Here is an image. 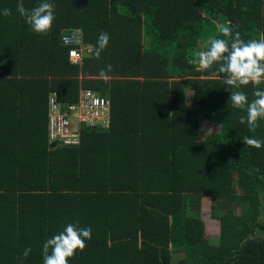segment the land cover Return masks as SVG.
Instances as JSON below:
<instances>
[{"label":"trees","instance_id":"16d2710c","mask_svg":"<svg viewBox=\"0 0 264 264\" xmlns=\"http://www.w3.org/2000/svg\"><path fill=\"white\" fill-rule=\"evenodd\" d=\"M49 2L55 20L37 34L18 0H0L13 13L0 14V264L28 248L23 264H43V243L69 223L90 227L91 239L68 264H264V146L242 143L264 140V120L254 132L241 124L246 109L233 108L225 74L201 70L196 55L224 38L221 26L264 38V0ZM211 23L217 32L203 39ZM71 31L91 46L79 63L67 57L77 44L62 40ZM79 88L108 99V126H79L75 144L49 139V92L65 107ZM257 88L239 90L251 101ZM200 118L217 131L203 135ZM204 197L218 223L211 242Z\"/></svg>","mask_w":264,"mask_h":264},{"label":"clouds","instance_id":"9594fccd","mask_svg":"<svg viewBox=\"0 0 264 264\" xmlns=\"http://www.w3.org/2000/svg\"><path fill=\"white\" fill-rule=\"evenodd\" d=\"M54 11L55 5L49 0H42L31 9L24 6L23 0H18L16 5V12L37 34H47L51 30L55 20ZM0 14L8 17L13 13L11 9L4 8ZM219 31L224 38H211L207 42V48L197 52L199 67L206 71L214 64L218 65L216 71L225 74V85L234 89L229 97L233 108L246 109V117L241 116L239 122L246 123L249 131L254 132L258 126L257 122L264 120V90L257 88L253 92L254 99L249 101L248 96L239 89L249 84L254 87L264 84V38L245 41L239 32H233L227 25L221 26ZM108 42V34L102 32L92 50L94 58H100ZM112 70L111 64L101 68L98 73L99 78L107 82L108 74ZM242 143L256 149L264 146V140L248 136L242 137ZM90 239V227L79 228L76 224H67L63 231L43 243L41 253L43 264H68L77 250H84L85 241ZM30 252V248L25 249L22 257L18 259V264H23Z\"/></svg>","mask_w":264,"mask_h":264},{"label":"built area","instance_id":"2783aa9c","mask_svg":"<svg viewBox=\"0 0 264 264\" xmlns=\"http://www.w3.org/2000/svg\"><path fill=\"white\" fill-rule=\"evenodd\" d=\"M65 44H77L67 50V57L72 63H79L84 52L91 46L80 41L79 34L71 31L64 35ZM109 101L105 97L87 88H79L77 100L73 104L61 107L56 93L50 91L47 96V135L49 139H57L63 144H75L79 140L78 127L81 125L108 126Z\"/></svg>","mask_w":264,"mask_h":264},{"label":"rangeland","instance_id":"374dc122","mask_svg":"<svg viewBox=\"0 0 264 264\" xmlns=\"http://www.w3.org/2000/svg\"><path fill=\"white\" fill-rule=\"evenodd\" d=\"M217 26L216 23H211L210 26H208L204 31L202 38L208 39L210 36L217 32ZM188 104L189 101H187ZM199 128L200 131L203 133V135H206L210 132H216L217 131V124L214 123H208L204 119H199ZM203 144H207V142L204 140L202 141ZM209 204L210 199L207 197H204L201 199L200 202V209H199V215L204 223V236L207 238V242L214 241L218 235V223L215 220L210 219L209 217ZM235 211L239 213V210L236 208ZM214 239V240H213Z\"/></svg>","mask_w":264,"mask_h":264}]
</instances>
